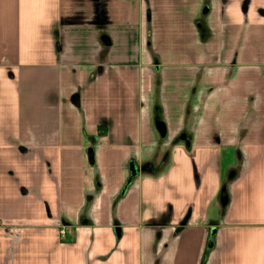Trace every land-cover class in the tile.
I'll list each match as a JSON object with an SVG mask.
<instances>
[{
  "label": "crops",
  "instance_id": "0c3cea01",
  "mask_svg": "<svg viewBox=\"0 0 264 264\" xmlns=\"http://www.w3.org/2000/svg\"><path fill=\"white\" fill-rule=\"evenodd\" d=\"M0 264H264V0H0Z\"/></svg>",
  "mask_w": 264,
  "mask_h": 264
}]
</instances>
